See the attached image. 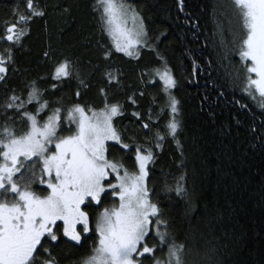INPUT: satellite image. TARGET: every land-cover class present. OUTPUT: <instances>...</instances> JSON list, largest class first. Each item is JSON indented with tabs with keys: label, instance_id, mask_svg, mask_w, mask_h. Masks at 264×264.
<instances>
[{
	"label": "snow or ice",
	"instance_id": "6c2138e0",
	"mask_svg": "<svg viewBox=\"0 0 264 264\" xmlns=\"http://www.w3.org/2000/svg\"><path fill=\"white\" fill-rule=\"evenodd\" d=\"M176 7L179 13L185 12L186 0H176ZM217 7L231 9L236 23L230 29L233 47L228 48L224 25L215 18L214 9V35L224 53L223 57L216 53L217 62L230 54L239 56L242 67L233 85L254 100L258 93L264 115V0H229ZM89 8L101 39L110 41L95 42L102 53L96 58L98 63L87 56H65L52 71L35 77L21 70L19 55L35 21L47 20V6H41L40 0H21L11 11L12 18L0 23V88L4 89L0 102V264H61L59 252L64 247L82 248L93 239L90 233L95 239L91 255L76 264H222L214 258V249L204 251L207 238L192 228L189 219L196 208L185 186L187 165L179 139L182 106L174 92L178 80L169 57L159 47L167 30L153 32L151 17L136 0H93ZM228 23L232 25L233 20L229 18ZM193 27L198 30L199 25ZM92 46L87 41L85 47ZM145 50L154 54L156 66L141 71L144 87L121 103L116 96L125 94L123 74L113 61L122 54L139 64ZM52 58L50 51L43 53L45 63ZM185 58L191 64L188 83L198 85L196 77L201 73L211 76L212 61L198 62L201 58L193 49L186 50ZM85 62L92 69L88 78L81 71ZM101 69L103 107L97 109L82 101L94 86L91 75ZM73 84L75 91L66 102L63 93ZM149 88L160 89L159 99L153 96L151 106L141 111L139 99ZM109 89L118 91L109 97ZM125 119L127 125L122 123ZM260 128L259 135L255 126L252 132L264 149V121ZM167 143H174L180 153L182 172L174 177V188L165 181L163 191L174 192L188 203L184 213L188 227L182 233L173 231L174 221L157 194L149 190L150 166H155ZM109 198H118V204L95 214L93 227L95 208Z\"/></svg>",
	"mask_w": 264,
	"mask_h": 264
},
{
	"label": "trees",
	"instance_id": "16d2710c",
	"mask_svg": "<svg viewBox=\"0 0 264 264\" xmlns=\"http://www.w3.org/2000/svg\"><path fill=\"white\" fill-rule=\"evenodd\" d=\"M91 2L93 0H40L41 6H47L48 17L46 21L38 18L32 25L31 38L19 55L21 70H27L35 77L37 73L52 71L56 61L65 56H87L98 63L96 58L102 53L95 47V42L107 44L110 41L101 39L97 20L90 13ZM136 2L151 17L153 32L167 30L168 33L159 47L169 57L178 80V88L174 92L182 106L183 132L179 139L184 145L187 165L185 186L196 208L189 217L192 228L206 236L208 243L204 251L214 249V258L222 264H264V149L257 138L262 131L260 124L264 115L258 106L259 96L256 95L254 100L243 93L241 87L233 85L237 70L242 67L239 56L230 54L217 62L216 55L219 52L223 57L224 53L219 46V37L214 35V9L215 18L225 28L226 46L233 47L230 29L236 26L235 17L231 16V9L217 7L218 3L227 4L229 0H186L183 13L177 11L176 0ZM18 3L21 0H0V23L12 18L11 11ZM186 16L188 23H185ZM229 18L233 20L232 25L228 23ZM193 25H199L198 30ZM89 40L93 43L90 49L85 47ZM187 49L195 50L201 58L198 62L212 61L211 76L207 72L201 73L196 77L198 85L188 83L191 64L185 58ZM45 51L53 54L46 63L43 59ZM155 66L156 58L147 50L139 64L117 54L113 67L122 71L125 94L117 95L116 99L123 103L127 95L142 89L141 71H150ZM81 71L88 78L92 69L85 62ZM102 72L103 69L91 75L94 86L82 101L97 109L103 107L99 95V86H103ZM236 84H242V81H236ZM74 91V84L72 88L65 89L63 96L66 102L70 101ZM117 91L109 89V97ZM153 96L159 99V88L146 90L145 97L139 99L141 111H147ZM3 97L4 89L0 88V102ZM241 104L247 108L242 109ZM131 110L128 108L129 113ZM122 123L127 125L128 121L125 119ZM253 126L257 135L252 132ZM116 158L119 159V155ZM179 163L180 153L175 144L167 143L155 166H150L152 171L149 174V190L157 194L166 215L174 221L173 231L176 233H182L188 227V220L184 218L188 203L174 192L165 193L163 188L165 181L174 188V177H179L182 172ZM126 166L130 171L135 170L130 160H126ZM113 203L118 204V198H109L95 208L93 227L95 214ZM89 235L93 239L87 240L82 248L64 247L59 252L61 264H76L91 255L95 239L94 233ZM68 244L74 242L69 241Z\"/></svg>",
	"mask_w": 264,
	"mask_h": 264
},
{
	"label": "rangeland",
	"instance_id": "374dc122",
	"mask_svg": "<svg viewBox=\"0 0 264 264\" xmlns=\"http://www.w3.org/2000/svg\"><path fill=\"white\" fill-rule=\"evenodd\" d=\"M256 95L259 96L258 93H256Z\"/></svg>",
	"mask_w": 264,
	"mask_h": 264
},
{
	"label": "flooded vegetation",
	"instance_id": "af4514ba",
	"mask_svg": "<svg viewBox=\"0 0 264 264\" xmlns=\"http://www.w3.org/2000/svg\"><path fill=\"white\" fill-rule=\"evenodd\" d=\"M58 223H60V222H58Z\"/></svg>",
	"mask_w": 264,
	"mask_h": 264
}]
</instances>
